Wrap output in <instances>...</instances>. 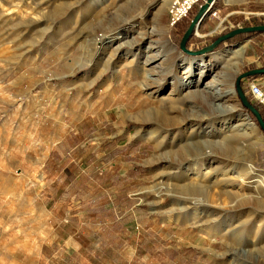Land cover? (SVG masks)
Here are the masks:
<instances>
[{
    "label": "rangeland",
    "instance_id": "rangeland-1",
    "mask_svg": "<svg viewBox=\"0 0 264 264\" xmlns=\"http://www.w3.org/2000/svg\"><path fill=\"white\" fill-rule=\"evenodd\" d=\"M71 1L0 0V167H4V171L0 170V203L16 204L14 226L9 228L8 241L5 237L0 240V253L9 252L12 247L14 264H41L38 255L43 247L50 253H57L55 264L90 263L89 257L101 254L102 250L107 255L108 264H236L232 249L248 250L252 241H256L258 248V238L264 236L259 232L256 236L254 234L258 221L253 216L248 217L253 207H240L228 216L223 213L220 221H226V224L212 221L213 217L206 218L204 212H211L209 208L192 201H205V193L190 186L185 177L166 171L163 161L155 160L159 157L156 140L160 139L148 137L147 131L152 126L141 123L142 119L138 117L139 113L159 107L161 100L168 97L170 85L159 94L149 95L152 91L140 88V79L132 68L135 66L122 67L114 75L110 70L101 74L105 57L98 54L94 55L93 66L78 69L88 60L89 48L85 44L96 34L112 32L124 18L135 25L130 29V36H136L139 27L152 23L159 32L167 31L176 56L186 57L179 48L182 34L177 37L174 27L168 23L167 9L171 3L133 0L129 11H124V7H120L121 0H80V5ZM153 2L155 4L147 11V6ZM212 8L216 16L204 17L188 50L209 47L218 37L237 28L264 25V0H232L230 3L215 0ZM142 12L144 17L140 19ZM192 16L190 14L188 18ZM147 42L148 39H144L143 47ZM237 48L242 50L235 59L239 63L233 80L235 90L236 78L240 74L264 69V32L237 35L219 43L204 57L191 59L205 58V62H212L217 54L225 50L233 54ZM127 49L125 47L117 53L113 64L123 58ZM137 50L135 46L130 53ZM228 58L216 62V66L222 63L219 70ZM255 79L264 89V75ZM255 79L245 78L240 82L241 90L245 91L244 95L252 105L255 102L249 94L248 83ZM208 81L209 77L204 80ZM235 104L237 113L247 115L255 126L245 128V136L237 141L236 150L251 148L252 166L264 172V133L238 96ZM185 105L179 104L182 108ZM91 116L99 121L100 129L82 142L81 150L72 157L81 170L90 169L92 173L73 184L79 192L76 196L80 194V198L72 197L53 214L48 209L51 195L36 197L32 184L28 190L27 180L13 160H20L21 150L26 149L35 136L45 143L49 152L60 134L75 132L80 122ZM206 123L194 120L189 125L196 128L206 126ZM15 140L18 149L12 145ZM111 140L117 151L106 154L102 146ZM94 159L97 162L90 165ZM114 169L118 174L95 175ZM52 181L47 177L41 180V184L49 189ZM86 186L89 192H85ZM217 190L211 191L212 200L216 199ZM256 192L263 194L261 190ZM83 198L89 204L110 203L106 208L117 207L112 212L107 209L89 213L84 210ZM248 198L247 203H251L252 197ZM29 204H46L47 211L54 217L45 221L43 218L28 219ZM223 204H227L224 199ZM30 210L32 212L33 207ZM122 218L125 223L123 230L118 232L113 226L114 220ZM247 221H252V230L239 232L232 238L230 228H240ZM228 223L233 227L225 231ZM9 238L13 239L12 246ZM210 250L214 251L213 254ZM75 253L78 255L73 257ZM5 262V258L0 259V264ZM258 264L264 263L259 260Z\"/></svg>",
    "mask_w": 264,
    "mask_h": 264
},
{
    "label": "bare ground",
    "instance_id": "bare-ground-1",
    "mask_svg": "<svg viewBox=\"0 0 264 264\" xmlns=\"http://www.w3.org/2000/svg\"><path fill=\"white\" fill-rule=\"evenodd\" d=\"M73 1L79 4L80 0ZM121 1L123 4L120 7H124V11H129L134 4L133 0ZM155 2L148 5L146 10H150L149 7ZM167 2L170 4L172 0H165L163 4ZM72 3L69 5L72 6ZM143 12L138 18L144 17ZM148 25L139 27L140 31L136 36H130V29L135 25L124 18L122 24L112 32L96 34L94 39L85 44L89 48L88 60L78 69L93 66L94 55L98 54L105 57L101 74L110 70L114 75L122 67L135 66L132 68L140 79V88L152 91L149 95L159 94L166 85H170L168 97L161 100L159 107L138 114L139 119H142L141 123L152 126L147 131V136L160 139L156 140L159 157L155 160L163 161L166 171L185 177V182L205 193V201H192L209 208L211 212H204L206 218L213 217L212 221H220L223 213L228 216L240 207L251 205L253 212L248 217L253 216L258 221L254 234L256 236L259 232L264 235V172H259L252 166L251 148L236 150L237 141L245 136V128L255 127L247 115L237 113L235 104L237 96L233 80L239 65L235 59L240 56L242 49H235L233 54L225 50L214 56L212 62H205V58H178L175 48L168 40L167 31L159 32L157 26L152 23ZM144 39H148V42L143 47ZM135 46L138 47L137 52L130 53ZM125 47L128 49L123 58L113 64L117 53ZM227 57L228 60L219 70L222 63L216 66V62ZM207 77L209 81L204 82ZM179 104H186L185 108ZM194 120L208 123L195 128L189 125ZM213 189H218L214 200L211 199ZM256 190H261L263 194L260 195ZM248 197H252L253 202L247 203L250 200ZM223 199L227 202L226 205L223 204ZM252 221L240 226L241 229L230 228L233 226L228 223L225 231L230 228L232 238L239 232L249 233L253 228ZM220 222L226 224V221ZM258 240V248L256 241H252L248 250L231 248L234 263L258 264L259 260L264 263V236Z\"/></svg>",
    "mask_w": 264,
    "mask_h": 264
},
{
    "label": "crops",
    "instance_id": "crops-1",
    "mask_svg": "<svg viewBox=\"0 0 264 264\" xmlns=\"http://www.w3.org/2000/svg\"><path fill=\"white\" fill-rule=\"evenodd\" d=\"M192 18H186L182 20L180 23H178L175 27V35L177 37H180L182 34V38L185 34L186 25L191 23ZM202 23L200 24L199 28L201 27ZM198 28V30H199ZM185 31V32H184ZM184 33V34H183ZM255 33H263V32H255ZM194 34L189 38L187 41V49L188 47L191 49V39H193ZM181 38V40H182ZM232 39V38H231ZM180 40V42H181ZM230 40V39H229ZM192 51V50H190ZM257 79L250 81L253 83H256ZM249 84V83H248ZM98 106V105H97ZM94 107V106H93ZM99 107V106H98ZM31 115V113L29 114ZM94 116H91V118H85L80 124L78 125L75 132H68L65 131L62 134H60V138L58 141L54 142L52 144V147L50 148V151H46V145L43 141H40L38 136H35L34 139L31 140L30 144L27 146L26 149H22L21 158L20 160L14 161L16 163V166H19L17 169L20 170L21 175L23 178L27 180V189L30 190L31 185L35 186V196L41 194V196H50L51 199L48 204V209L53 214L56 213L58 209H60L63 205L65 206L66 203L74 196L77 195L76 190L73 187V184L76 183V181L80 178H88L89 174L92 173L90 169L88 170H81L79 166L76 164L73 159L72 155H75L77 151L81 150L80 144L87 140L89 137H91L92 134H95V132H98L99 121L96 119H93ZM46 123H51L50 121H47ZM52 125H57L56 123L52 122ZM25 126L22 128L24 129ZM15 142H12L13 147L15 149H18L15 145ZM102 149L106 151V154H109L110 151L116 150V145L113 140L107 141L103 144ZM14 150L13 148L11 149ZM117 151V150H116ZM69 153L71 155L67 156L66 154ZM103 156L102 158H104ZM2 159V156H0V161ZM106 159V158H104ZM90 161V160H89ZM97 162L96 159L91 161L89 164L92 165L94 162ZM90 168V166H89ZM0 170L4 171V167ZM118 174L117 169H114L113 171L109 170H103V172H99L95 175L97 176H112ZM120 176V175H119ZM52 181V184L49 186L50 188H46L41 184V180L44 178H47ZM61 183V188L58 190V184ZM37 186V188H36ZM58 190V191H57ZM89 192L87 186L85 187V192ZM85 192L83 193L85 195ZM80 195V194H79ZM78 196V198H80ZM83 196V195H82ZM83 205L84 210H87L89 213L96 210H109V212H112L114 208H116V205H112V207L109 206V208H106L107 205L102 204L98 205L95 203L89 204V202H86V199L83 198ZM92 204H95V206H91ZM16 204H10L9 202L5 201L0 203V240L5 237V241H8V231L9 228H12L14 226V214ZM17 207H19L17 205ZM30 207H33V211L31 212ZM34 207H38L39 209L36 210ZM28 219H38L43 218L45 221L47 218L54 217L51 216L49 211H47V205L41 204V205H35V204H29L28 205ZM32 213V214H31ZM124 221V222H123ZM125 223V219H118L114 220V227L115 229L119 231L123 230V225ZM11 231V230H10ZM205 242V240H203ZM13 239L9 238V244L12 246ZM11 250L8 251H1L0 253V259L5 258L6 262L5 264H14V253L12 250V247H10ZM106 248V246H104ZM103 248V249H104ZM187 248V247H184ZM200 248V246H199ZM207 250V249H205ZM189 251L194 252V249H190ZM210 252H214L213 250H210ZM101 254H96V256L89 257L90 263L87 262L86 264H108V258L105 254V251L102 250L100 252ZM199 253V251H198ZM216 253V252H215ZM213 254V253H212ZM78 254L75 253L72 256L75 257ZM214 256V255H213ZM57 257V253H50L47 251L46 247H43L42 250H40L38 259L41 264H55V258ZM99 258V259H98ZM102 258V259H100ZM211 258V257H210ZM212 259V258H211ZM102 260V261H99ZM203 262L206 263L205 260Z\"/></svg>",
    "mask_w": 264,
    "mask_h": 264
},
{
    "label": "water",
    "instance_id": "water-1",
    "mask_svg": "<svg viewBox=\"0 0 264 264\" xmlns=\"http://www.w3.org/2000/svg\"><path fill=\"white\" fill-rule=\"evenodd\" d=\"M215 0H206L204 2V4L200 7L198 13L196 14V16L194 17V19L191 21L188 29L186 30L179 48L180 51L183 52V54L186 55V57H190V58H199V57H204V55L206 53H211L219 43L224 42L226 40H229L237 35L240 34H244V33H254V32H264V25L262 26H251V27H245V28H237L235 30H232L231 32L218 37L209 47L206 48H202L200 50L197 51H190L186 48V43L189 40V38L194 34L195 31L198 30L200 24L202 23V21L204 20V17L207 16L210 5L212 2H214ZM264 75V69H252L250 71H247L243 74H240L237 78H236V82H235V91L236 94L242 104V106L248 110L255 118L260 130L264 133V122L260 116V114L258 113V111L252 106V104H250L246 98V96L244 95V93L241 90L240 87V82L248 77L251 76H255V77H259Z\"/></svg>",
    "mask_w": 264,
    "mask_h": 264
},
{
    "label": "built area",
    "instance_id": "built-area-1",
    "mask_svg": "<svg viewBox=\"0 0 264 264\" xmlns=\"http://www.w3.org/2000/svg\"><path fill=\"white\" fill-rule=\"evenodd\" d=\"M206 0H172L167 9V17L169 26H175L179 21L188 16L189 11L193 6L199 2H205ZM214 2L211 3L207 17H215L216 11L212 8ZM248 91L253 101L260 105L264 109V89L256 83L248 84Z\"/></svg>",
    "mask_w": 264,
    "mask_h": 264
},
{
    "label": "trees",
    "instance_id": "trees-1",
    "mask_svg": "<svg viewBox=\"0 0 264 264\" xmlns=\"http://www.w3.org/2000/svg\"><path fill=\"white\" fill-rule=\"evenodd\" d=\"M204 3L203 2H199L198 4H196L195 6H193L192 7V9L189 11V13H188V16L186 17V18H188L189 16H190V14L191 15H193L192 16V20L194 19V17L196 16V14L198 13V11H199V9H200V7L203 5ZM194 10H196V12L194 11ZM186 18H184V19H186ZM183 19V20H184ZM182 21V20H181ZM181 21H179L178 23H180ZM177 23V24H178ZM176 24V25H177ZM175 25V26H176ZM189 25H190V23L189 24H187L186 26V29H185V31L188 29V27H189ZM175 26H173V27H175ZM255 26H262V25H255ZM250 27V26H249ZM255 33V32H254ZM254 33H244V34H240V35H249V34H254ZM239 36V35H238ZM214 42V41H213ZM213 42H211V43H213ZM255 78H257V77H255V76H251V77H248V79H255ZM240 86H241V84H240ZM243 91V90H242ZM243 93L245 94V91H243ZM246 98H247V100L249 101L250 99L248 98V96H246ZM257 111H258V113L260 114V116H261V118H262V120H263V122H264V112H263V108L260 106V105H258V104H256V103H254L253 105H252ZM251 114V113H250ZM251 116L254 118V116L251 114ZM255 119V118H254Z\"/></svg>",
    "mask_w": 264,
    "mask_h": 264
}]
</instances>
